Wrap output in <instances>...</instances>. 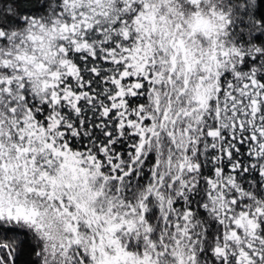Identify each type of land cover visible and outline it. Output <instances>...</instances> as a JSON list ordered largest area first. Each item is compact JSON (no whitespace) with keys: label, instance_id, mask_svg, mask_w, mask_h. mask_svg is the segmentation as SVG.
Here are the masks:
<instances>
[{"label":"snow or ice","instance_id":"1","mask_svg":"<svg viewBox=\"0 0 264 264\" xmlns=\"http://www.w3.org/2000/svg\"><path fill=\"white\" fill-rule=\"evenodd\" d=\"M0 264H264V0H0Z\"/></svg>","mask_w":264,"mask_h":264}]
</instances>
